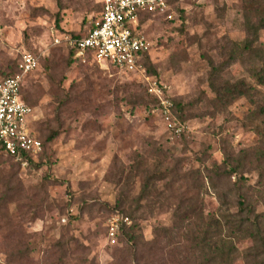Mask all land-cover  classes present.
I'll list each match as a JSON object with an SVG mask.
<instances>
[{"label":"rangeland","instance_id":"obj_1","mask_svg":"<svg viewBox=\"0 0 264 264\" xmlns=\"http://www.w3.org/2000/svg\"><path fill=\"white\" fill-rule=\"evenodd\" d=\"M59 2L60 28L57 0H0V73L11 75L25 50L37 57L22 88L44 142L27 165L0 154V264H198L206 232L236 246L222 264H257L244 255L249 235L228 221L244 200L264 236V86L255 53L238 47L264 0H175L172 19L145 23L179 132L140 73L54 43L97 14L98 0ZM50 128L59 134L45 141Z\"/></svg>","mask_w":264,"mask_h":264},{"label":"built area","instance_id":"obj_2","mask_svg":"<svg viewBox=\"0 0 264 264\" xmlns=\"http://www.w3.org/2000/svg\"><path fill=\"white\" fill-rule=\"evenodd\" d=\"M98 2L100 17L85 35L60 33L54 43L71 49L73 58H84L91 53L100 66L112 64L125 73H140L146 79L148 93L157 99L169 128L179 132V125L170 121L172 102L164 95L165 86L149 75L142 63L151 42L140 29V17L143 13H165L169 8L168 0ZM166 18L172 19V15ZM37 65L34 54L22 52L17 60V73L5 78L0 76V154L10 156L21 165L38 159L42 152V143L30 128L33 107L24 101L21 92L25 78ZM111 234H114V227H111Z\"/></svg>","mask_w":264,"mask_h":264},{"label":"trees","instance_id":"obj_3","mask_svg":"<svg viewBox=\"0 0 264 264\" xmlns=\"http://www.w3.org/2000/svg\"><path fill=\"white\" fill-rule=\"evenodd\" d=\"M175 0H168V4H169V8L166 10L165 13H157V14H152V13H143L140 17L139 20V24H140V29L145 33L144 30V26L145 23L147 21H150L156 17H163L166 18L167 15L171 14L170 13V7L172 6V3ZM57 6L59 7V10L56 12L55 14V25L56 27H59V23L61 22V15H60V10L62 8L59 0H57ZM101 7H100V3L97 2V14L94 15L90 21L89 24L87 26V28L85 29V31L82 34H71L72 36H82L85 35L87 33V31L92 27L94 20L99 19L100 14H101ZM258 15H264V9H262L261 11L258 10ZM256 22H253L251 20H249V18L246 19L245 22V29L247 32L246 38L240 43V45L238 46L239 48H241L242 51L245 52H254L255 56L257 58V66L254 69L253 73L258 81V84L264 86V44L262 43H258V31L260 29H264V17L259 16V18H257L255 20ZM151 42V41H150ZM257 44V45H256ZM237 47V46H236ZM237 47V49H239ZM150 50V48H149ZM240 51V52H242ZM24 52H28V51H24ZM31 53V52H29ZM68 54L70 58H73V54H72V50L68 49ZM149 51L146 52L144 54L142 63L145 66L146 70L148 73H150V75L152 77H156L157 76V72L152 64V62L150 61L149 57H148ZM86 56L91 57L97 64L98 62L95 60V58L91 55V53H87ZM75 59V58H73ZM108 66H111L113 68H115L116 70L120 71L116 66L109 64ZM18 69H17V63L14 66V72L11 75H3L0 73L1 77H10L13 76L17 73ZM123 72V71H121ZM125 73V72H123ZM239 91H241V93L243 95H248L247 93L249 92V88L247 87V85L241 81L240 83H238V85L236 86ZM22 95H23V88L21 89ZM24 98V96H23ZM24 101L29 104L31 107H33V105H31L29 102H27L25 99ZM63 112V109L59 110V115L60 113ZM259 114L264 116V105L260 107L259 109ZM32 133L34 134V132L32 131ZM59 134V131L53 128H50L49 134H47L45 141H51L53 140L55 137H57V135ZM35 135V134H34ZM37 136V135H36ZM39 138V140L42 143V152L44 149V142L43 140L37 136ZM264 142V141H263ZM42 152L39 154L38 158L41 156ZM245 153H247V150L245 151ZM32 162V161H30ZM227 166L229 167L228 170L230 171H235L234 168L231 167V165L229 164V162L227 163ZM229 173V172H228ZM245 212V217L239 216L240 213ZM250 215H252L250 217ZM232 218L231 220L228 221V223H230L231 225H234L235 227V232L237 233H247V235H249V238L252 240V245L247 247L246 250L244 251V255L246 257H250L256 260L257 264H264V236L261 234V230H260V224H259V215H254L253 217V210L251 209L250 206H247L245 204L244 200H240L239 201V209L238 211L231 215ZM215 223H210V227L213 226V224H217L218 221L215 220ZM166 231V230H165ZM168 231H166L167 233ZM166 236V235H165ZM212 236L213 234L209 233H205L203 235V240L202 241H196L195 247L196 249H198V251L201 253V255L199 257H201L202 260H200V263L198 264H222V263H226V262H230L232 259H234L238 252L236 249V246L234 245V243L229 240H218V241H214L212 240ZM126 238L129 242L134 244V248L137 246V236L135 235V233H133L132 231H127L126 233ZM157 242H159V239H154V243L157 244ZM201 242L203 243L201 245ZM137 249V248H136ZM225 259V260H224Z\"/></svg>","mask_w":264,"mask_h":264}]
</instances>
